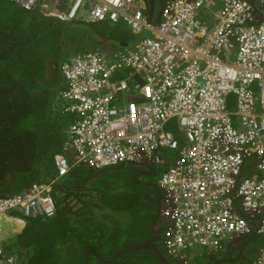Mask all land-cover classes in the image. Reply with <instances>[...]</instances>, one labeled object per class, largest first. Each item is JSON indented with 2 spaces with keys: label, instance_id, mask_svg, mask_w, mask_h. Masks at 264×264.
I'll list each match as a JSON object with an SVG mask.
<instances>
[{
  "label": "built area",
  "instance_id": "built-area-1",
  "mask_svg": "<svg viewBox=\"0 0 264 264\" xmlns=\"http://www.w3.org/2000/svg\"><path fill=\"white\" fill-rule=\"evenodd\" d=\"M12 1L59 21L122 22L143 35L133 47L61 64L71 157L54 156L56 178L77 166H163L161 245L182 264L238 234L264 236V0H165L157 23L139 0ZM52 184L0 197V217L51 219ZM0 258L14 263L1 241ZM252 264H264L263 250Z\"/></svg>",
  "mask_w": 264,
  "mask_h": 264
},
{
  "label": "trees",
  "instance_id": "trees-1",
  "mask_svg": "<svg viewBox=\"0 0 264 264\" xmlns=\"http://www.w3.org/2000/svg\"><path fill=\"white\" fill-rule=\"evenodd\" d=\"M142 36L131 33L122 22L59 21L42 16L37 9H21L11 0H0V197L23 191L33 183L50 182L57 175L54 156L64 153L71 157L66 127L72 116L65 119L60 98L64 88L60 67L64 60L75 53L103 47L112 51L123 43L132 45ZM22 99L23 106L18 107L17 101ZM164 170L163 166L145 164L97 171L73 168L54 186L70 191L78 201L80 191L90 192L94 198L89 200L97 199L103 215L88 211L94 208L93 202L83 200L73 211L72 205H63L54 195L56 216L50 220L29 218L17 235L12 247L17 264H160L148 246L136 245L149 240L169 264H182L169 257L161 245L165 222L158 214L162 194L157 180ZM108 174L112 176L105 177ZM154 176L155 183L148 184L146 179ZM111 180L121 184L123 195L118 200L108 193L100 196L98 191L92 192L99 181L109 187ZM145 215L150 226L146 233L140 225ZM155 222L159 224L157 230L152 227ZM255 237L261 236L251 234L237 246L248 244L253 248ZM261 239L264 241V237ZM223 248L216 255H226L230 260L239 251L234 247L224 254ZM241 253L246 264L248 255L257 252L253 248ZM207 259L196 257L191 264H206ZM241 263L239 260L235 264Z\"/></svg>",
  "mask_w": 264,
  "mask_h": 264
},
{
  "label": "rangeland",
  "instance_id": "rangeland-1",
  "mask_svg": "<svg viewBox=\"0 0 264 264\" xmlns=\"http://www.w3.org/2000/svg\"><path fill=\"white\" fill-rule=\"evenodd\" d=\"M87 12H88V10L87 9H85L84 11H83V14H81V16H85V15H87ZM103 49H105L104 47H103ZM69 59V58H68ZM67 60V59H66ZM47 68H49V73L51 72L50 71V69H51V64H50V62H48L47 63ZM60 78H62L61 77V74H60ZM23 99L22 100H18L17 101V105H18V107L20 106H23ZM233 107H230L229 109H232ZM65 119L66 120H69L70 119V116L69 115H67V116H65ZM170 127L172 128V127H174V124H170ZM66 129H67V127H66ZM171 156H174V154L172 153V154H170V157ZM157 167V166H156ZM112 176V174H108L107 176H105V177H111ZM60 179H58L57 181H59ZM140 180H142V178H140ZM152 180H153V182H155L156 181V176H154V178H152ZM56 181V182H57ZM55 182V183H56ZM54 183V184H55ZM110 184H111V186H109L108 187V183H102V182H98L97 183V186L98 187H96V190L94 191H92V192H96V191H98V193H99V195L100 196H102V194H104V193H108V195H110V197L112 198V199H114V200H118L122 195H123V190L121 189V184L118 182V183H116L115 182V180H111L110 181ZM63 187V186H62ZM90 186L89 187H87L86 188V190H90ZM52 195L54 196V195H57L58 196V198H59V200L62 202V204L63 205H65V204H67V203H70L71 202V200L73 199V197H72V194L70 193V191H68V192H66V191H62L61 189H60V187L59 188H56L54 185H53V189H52ZM116 214H118V213H116ZM120 215H122V214H120ZM144 215V214H143ZM146 217L145 218H143L142 220H141V224L140 225H142V226H144V228L142 229V231L144 232L145 231V233L146 232H150V226L148 225V223H147V218H148V215H145ZM160 218V217H159ZM29 219H26L25 218V221L27 222ZM90 222H91V220H90ZM149 222V221H148ZM16 238H17V235H15V236H12V237H10L8 240H6L5 241V246H6V248L7 249H9V250H13L12 249V247H13V245L15 244V240H16ZM254 241V244H253V248H254V251H256L257 253H255V254H250V255H248V258H250V259H246V261L247 262H249V261H251V260H253V259H255V258H257L258 257V253H259V251L260 250H263L264 251V241L261 239V237H255V239L253 240ZM203 251V250H202ZM198 253H200V251H196V252H194L192 255H191V253H188L187 254V256L189 257V259L191 260L192 259V257H196L197 256V254ZM24 255V254H23ZM244 262H245V260H244ZM246 262V263H247Z\"/></svg>",
  "mask_w": 264,
  "mask_h": 264
},
{
  "label": "clouds",
  "instance_id": "clouds-1",
  "mask_svg": "<svg viewBox=\"0 0 264 264\" xmlns=\"http://www.w3.org/2000/svg\"><path fill=\"white\" fill-rule=\"evenodd\" d=\"M12 1V0H11ZM140 1V3L142 4V6H143V9H144V12L146 11V8L144 7V2L142 1V0H139ZM165 1V0H164ZM164 1H163V3H164ZM14 2V1H13ZM15 3V2H14ZM163 3L161 4V7H159L158 9L160 10L159 11V13H161V9H162V6H163ZM16 4V3H15ZM17 5V4H16ZM18 6V5H17ZM19 7V6H18ZM21 9H24V8H21ZM29 10H32V9H29ZM146 14V13H145ZM147 15V14H146ZM148 17V16H147ZM148 19H149V17H148ZM150 21H152V19H149ZM153 22H155V20H153ZM155 23H157V22H155ZM127 28V27H126ZM130 31V30H129ZM138 42V41H137ZM121 166V165H120ZM77 167H79V166H77ZM81 167H83V166H81ZM117 167V166H116ZM85 168H87V167H85ZM110 168V167H109ZM88 169H90V168H88ZM104 169V168H103ZM91 170H94V169H91ZM99 170H101V169H99ZM72 170H70L68 173H66L65 175H67V174H69L70 172H71ZM94 171H97V170H94ZM65 175H63V176H65ZM63 176H60V177H58V178H56L57 177V175H56V177H54L50 182H47L46 184H48V183H53L52 184V188H51V194H52V189H53V185H54V183L59 179V178H61V177H63ZM52 197H53V195H52ZM94 197L90 194V192H86V191H80V200L81 201H83V200H89V199H93ZM53 199H54V197H53ZM81 201H78L77 199H72L71 200V202L69 203V205H72V210L73 211H75V210H77L80 206H81ZM54 202H55V205H56V213H57V210H58V206H57V203H56V200L54 199ZM56 213H55V215L53 216V217H55L56 216ZM52 217V218H53ZM0 218H5L6 220H14V222L17 224V226H16V228L15 229H12V232H13V234L11 235V236H9V238L10 237H12V236H15V235H18V234H20V232H21V230L24 228V226L26 225V221H25V223H24V221L23 222H20V221H17L16 219H15V217H12V218H10V217H8V216H1ZM51 218V219H52ZM47 220H50V219H47ZM251 234H257V233H255V229H253V232L251 233ZM251 234H249L250 236H251ZM242 235H244L243 236V238L244 237H247V236H249V235H245V234H242ZM257 235H259V234H257ZM236 236H238V235H236ZM253 236V235H252ZM261 237H264L263 235H260ZM9 238H7V239H3V237H2V235L0 234V241H1V247H2V249H3V251H4V253H5V256L6 255H8V256H11V257H13V260H14V263L13 264H17V261H16V257H15V254H14V251L13 250H9V249H7L6 248V246H5V241L6 240H8ZM234 238V237H233ZM231 241V240H230ZM230 241H227V242H225V244L224 245H222V247H224L223 249H224V253H225V251L226 250H228L229 248H230V245L232 244ZM222 247H220V248H222ZM242 247L243 246H237V248L239 249V248H241L242 249ZM219 248V249H220ZM243 251V250H242ZM261 251L262 250H260L259 251V255H258V257L257 258H255V259H253V260H251V261H249V262H247L246 264H252L254 261H257L258 260V258H259V256L261 255ZM200 255H197L196 257H200V256H207L208 258H209V260L207 259V261H208V263H210V262H213L211 259H212V257H214V255L215 254H217V251L216 252H214V251H211V252H208V251H206V250H203V251H201L200 253H199ZM236 255H237V251H236ZM196 257H194L193 259H191L190 261H192V260H194ZM245 260V259H244ZM206 261V262H207ZM4 262L5 261H3V259H1L0 258V264H4ZM245 263V262H244Z\"/></svg>",
  "mask_w": 264,
  "mask_h": 264
},
{
  "label": "water",
  "instance_id": "water-1",
  "mask_svg": "<svg viewBox=\"0 0 264 264\" xmlns=\"http://www.w3.org/2000/svg\"><path fill=\"white\" fill-rule=\"evenodd\" d=\"M164 0H161V2L163 3ZM144 5L146 8V11L148 13L149 19L152 18V14L154 12V8L151 2H149L148 0H144ZM160 11V10H159ZM158 11V14L156 16V18L154 19L155 22L159 21L160 18V13ZM147 196V194H146ZM159 214V213H158ZM17 226V224L14 222V220H6L5 218H0V234L2 235L3 239H7L9 238V236H11L13 234L12 229H15ZM244 235H240L238 234V236H234V238L230 241L231 243L234 244V246L237 248V245L240 244V239L243 238ZM136 245H144V246H148L151 250V252L153 253V255L156 257V259L158 260V262L160 264H169L167 262V260L165 259V255L163 254V252H161L157 247L154 246L153 241L149 240L147 242H141V243H137ZM133 246H130L120 252H118L113 259L119 257L120 255H122L123 253H125L127 250L131 249ZM238 249V248H237ZM242 249L239 248V251H237V255L236 257L240 258V259H244L243 254L241 253ZM86 254V253H85ZM84 254V256H85ZM170 257V256H169ZM212 261L214 260V257H212L211 259Z\"/></svg>",
  "mask_w": 264,
  "mask_h": 264
},
{
  "label": "flooded vegetation",
  "instance_id": "flooded-vegetation-1",
  "mask_svg": "<svg viewBox=\"0 0 264 264\" xmlns=\"http://www.w3.org/2000/svg\"><path fill=\"white\" fill-rule=\"evenodd\" d=\"M143 2H144V0H142ZM149 2H151L152 3V5H153V8L154 9H158L159 7H161V4H162V2H161V0H148ZM147 180V183L148 184H154L155 182H153V180L151 179V178H147L146 179ZM146 197H148V196H146ZM103 209H101V210H99V211H102ZM98 212V211H97ZM103 215V214H102ZM153 226V228L155 229V230H157V228L159 227V224L158 223H153L152 224ZM162 237V236H161ZM241 240H244V238H242V239H240L239 241H241ZM234 244L232 243L231 245H230V248L228 249V250H226L225 251V253H230V251L232 250V249H234ZM252 247H249L248 246V244L247 245H244L243 247H242V250L243 251H245V252H247V251H252ZM224 253V254H225ZM218 254V253H217ZM243 254V256H244V253H242ZM244 259H245V257H244ZM244 259H240V258H238V257H234V259H232V260H230V259H228V257L225 255H214V261L213 262H210V263H208V261H207V263L206 264H235L236 262H238L239 260L240 261H242L243 263H241V264H244Z\"/></svg>",
  "mask_w": 264,
  "mask_h": 264
},
{
  "label": "crops",
  "instance_id": "crops-1",
  "mask_svg": "<svg viewBox=\"0 0 264 264\" xmlns=\"http://www.w3.org/2000/svg\"><path fill=\"white\" fill-rule=\"evenodd\" d=\"M144 7H145V5H144ZM158 11H159V9H154V12H153V14H152V21L156 18V16H157V14H158ZM145 13L147 14V16H148V13H147V11H145ZM149 17V16H148ZM131 32V31H130ZM132 33V32H131ZM135 35V34H134ZM137 36V35H136ZM132 45H128V44H122V45H119V46H117L116 48H114V50H122V48L123 47H133V46H135V44H137V42H135V43H131ZM96 200L97 199H95V200H86L87 202H93V203H95L94 204V208H91V209H89L88 211H91V210H96V211H98V213H100L101 215H102V211H99V210H101V207H100V204H98L97 202H96ZM99 205V206H98Z\"/></svg>",
  "mask_w": 264,
  "mask_h": 264
}]
</instances>
